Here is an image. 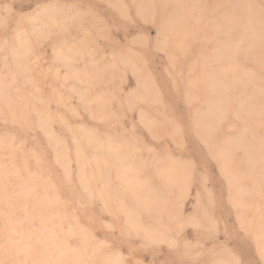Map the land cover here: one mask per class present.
Segmentation results:
<instances>
[{
    "label": "rangeland",
    "instance_id": "obj_1",
    "mask_svg": "<svg viewBox=\"0 0 264 264\" xmlns=\"http://www.w3.org/2000/svg\"><path fill=\"white\" fill-rule=\"evenodd\" d=\"M136 2L61 0L66 35L26 62L36 0H0V264L264 260V0ZM137 21L160 27L119 47ZM150 39L174 95L129 76L97 86ZM162 140L176 152L141 196L135 164Z\"/></svg>",
    "mask_w": 264,
    "mask_h": 264
},
{
    "label": "clouds",
    "instance_id": "obj_2",
    "mask_svg": "<svg viewBox=\"0 0 264 264\" xmlns=\"http://www.w3.org/2000/svg\"><path fill=\"white\" fill-rule=\"evenodd\" d=\"M91 2V0H89ZM130 8L135 12L137 7L136 0H131ZM35 15L31 20L32 31L26 36L21 37L19 44L22 48L26 49L23 59L28 62L31 60V56H41L47 47L52 48L55 46L51 37H62L66 35L64 31L65 26L69 25L73 19L74 8L70 5H61V0H36ZM160 27L158 21L154 25H143L140 21H137L135 25L122 26V31L125 34L122 37V43L119 47H125L129 44V41L134 38L137 32L144 31L147 33L156 32ZM147 29L148 31H145ZM182 37H169V49L168 54L175 52V43ZM17 43L16 40L12 42V45ZM158 43L155 39H150L147 47H139L133 49L131 54L126 55L124 59L113 58L112 63L104 68H101L96 73L97 86L100 88L111 87L118 85L120 81L129 76L133 78V82L136 79L143 83H149L154 85L153 91L159 90L162 95L169 97L174 95L171 90V84L169 80V72L166 68L168 63L167 56L158 51ZM183 72L177 74L178 84L181 81ZM141 93L148 96L149 93L146 89H141ZM177 119L184 125L185 136L190 137L192 129L187 124L186 120L177 114ZM151 143V141H149ZM155 154L146 155L142 159L138 160L135 167L142 173L144 184L138 189L141 196L147 191L153 190L160 185L159 173L166 167L168 154L175 153L176 148L170 140H162L160 143L153 145ZM182 179L185 177H181ZM193 186L198 187V174L193 170L189 177ZM113 244L119 246L121 244L120 238H114ZM99 264H107L106 261L101 260ZM124 264H137L136 260L130 254L125 260ZM257 264H264V260L257 261Z\"/></svg>",
    "mask_w": 264,
    "mask_h": 264
}]
</instances>
